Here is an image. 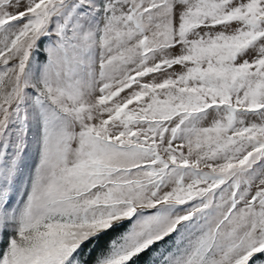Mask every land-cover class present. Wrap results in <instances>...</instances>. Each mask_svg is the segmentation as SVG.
<instances>
[{
    "label": "snow or ice",
    "instance_id": "1",
    "mask_svg": "<svg viewBox=\"0 0 264 264\" xmlns=\"http://www.w3.org/2000/svg\"><path fill=\"white\" fill-rule=\"evenodd\" d=\"M0 264H264V0H0Z\"/></svg>",
    "mask_w": 264,
    "mask_h": 264
}]
</instances>
